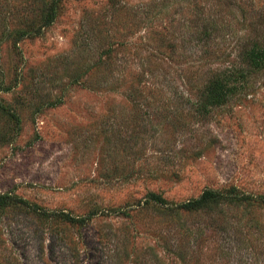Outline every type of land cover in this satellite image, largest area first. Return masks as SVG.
<instances>
[{"label":"rangeland","instance_id":"1","mask_svg":"<svg viewBox=\"0 0 264 264\" xmlns=\"http://www.w3.org/2000/svg\"><path fill=\"white\" fill-rule=\"evenodd\" d=\"M44 1L0 0V264H264V67L200 108L264 0H61L19 38ZM206 189L225 234L149 198Z\"/></svg>","mask_w":264,"mask_h":264},{"label":"trees","instance_id":"2","mask_svg":"<svg viewBox=\"0 0 264 264\" xmlns=\"http://www.w3.org/2000/svg\"><path fill=\"white\" fill-rule=\"evenodd\" d=\"M60 1L61 0H51L50 2L44 1V10L42 13L43 22L40 27H31L29 29L24 28L17 30L16 33L18 34L19 38H23L24 36L33 33H41L44 26L52 24L56 18V10ZM212 26L215 27V25ZM206 32L205 34L207 35V38H211V33ZM247 54L249 57V64L251 66V69H243L240 72H235L227 75L223 74V76L221 77H215L211 79L203 92L204 100L200 104L201 109L209 110L213 106L225 104L240 88V86L236 85L235 81L240 80L241 83H247V80L250 77L251 73L258 72L259 70H261V68L264 67V53H261L257 48H253ZM0 197L5 198V200H7L6 198H9L6 194H2L0 195ZM238 197L239 196H237L236 194L229 195L228 193H225L223 191L206 189L197 198H193L179 204H173L157 194H151L149 198L155 203L163 206H171V208H174L175 210L182 209L188 212L202 211L207 216V222L215 225L216 229H220V224L218 223L219 219H216V217L219 211L223 212V215H225L223 211L225 209H220L219 206L223 203V201L226 202L227 199L229 200V202H231ZM220 230L221 234H225L228 232V229L225 226H222ZM224 242H226L225 239ZM256 264L259 263L256 262Z\"/></svg>","mask_w":264,"mask_h":264}]
</instances>
